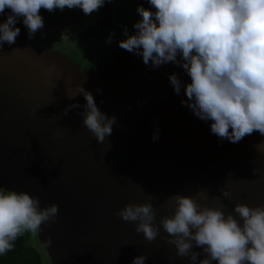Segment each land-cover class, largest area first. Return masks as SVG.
Returning <instances> with one entry per match:
<instances>
[{"label": "water", "instance_id": "obj_1", "mask_svg": "<svg viewBox=\"0 0 264 264\" xmlns=\"http://www.w3.org/2000/svg\"><path fill=\"white\" fill-rule=\"evenodd\" d=\"M134 1L148 7L146 0ZM48 65L56 68L45 74ZM172 73L182 82L179 95ZM189 81L182 67L145 65L134 53L80 71L68 58L26 41L21 31L14 44L0 47V187L39 197L41 208L58 205L55 221L37 232L51 264H132L141 254L145 264H191L177 256L162 227L149 242L115 214L129 202L151 198L156 224L172 214L169 197L175 194L222 203L237 219L234 204L264 205V135L253 132L238 143L218 138L210 121L181 103ZM78 84L115 117L103 143L83 125ZM73 103L80 107L64 115ZM193 250L204 257L202 249Z\"/></svg>", "mask_w": 264, "mask_h": 264}, {"label": "clouds", "instance_id": "obj_2", "mask_svg": "<svg viewBox=\"0 0 264 264\" xmlns=\"http://www.w3.org/2000/svg\"><path fill=\"white\" fill-rule=\"evenodd\" d=\"M111 0H0V47L14 44L20 34L17 21L22 19L28 38L32 39L45 25L43 11L80 9L91 15ZM136 9L134 31L125 26L118 46L142 57L145 65L159 67L173 63L190 77L183 84L187 97L181 103L199 119L210 121L211 132L220 139L238 143L245 136L264 135V0H146ZM115 33L106 37L111 45ZM56 65L44 68L53 72ZM177 95L182 82L177 74L169 75ZM85 99L83 125L97 142L110 136L115 117L102 112L92 95L82 85L76 86ZM77 95V94H76ZM76 95L69 96L74 97ZM79 103L68 105L79 108ZM156 137H154L155 139ZM231 199V193L221 189ZM202 198V197H201ZM171 215L154 223L156 210L152 199L127 203L116 210L125 222L135 224L149 242L156 239L161 227L178 257L191 264H264V205L255 207L236 203L233 212L225 205L201 204L190 195L175 194ZM58 205L40 207L39 197L26 191L0 190V256L13 250L24 233L35 234L41 225L54 222ZM194 248L202 249L203 258ZM146 255L133 257L132 264H145Z\"/></svg>", "mask_w": 264, "mask_h": 264}, {"label": "flooded vegetation", "instance_id": "obj_3", "mask_svg": "<svg viewBox=\"0 0 264 264\" xmlns=\"http://www.w3.org/2000/svg\"><path fill=\"white\" fill-rule=\"evenodd\" d=\"M138 6L141 5L134 0H111L99 12L91 15H84L80 9L57 10L54 13L43 11L45 25L34 38H28L23 22L20 31L26 41L68 58L80 71L94 72L103 65L123 61L129 56V52L118 46V41L123 38L122 30L125 26L130 33L134 31L132 25L138 19ZM113 32V43L106 44V37ZM0 190L7 189L0 187ZM32 235L26 232L20 236L13 250L0 256V264H28V251L38 255V259L33 258L34 262L38 260L42 264L39 249L42 252L45 248L39 242L37 233L35 236L39 246L31 243Z\"/></svg>", "mask_w": 264, "mask_h": 264}, {"label": "rangeland", "instance_id": "obj_4", "mask_svg": "<svg viewBox=\"0 0 264 264\" xmlns=\"http://www.w3.org/2000/svg\"><path fill=\"white\" fill-rule=\"evenodd\" d=\"M31 243H34L35 246H39V242L37 240V237L35 236V234H33L31 236ZM42 249V248H41ZM39 253L41 256V260H42V264H50V260L45 252V250L42 249V252L39 249Z\"/></svg>", "mask_w": 264, "mask_h": 264}, {"label": "trees", "instance_id": "obj_5", "mask_svg": "<svg viewBox=\"0 0 264 264\" xmlns=\"http://www.w3.org/2000/svg\"><path fill=\"white\" fill-rule=\"evenodd\" d=\"M36 257L37 259L39 258L37 254L32 255L29 251H28V260L30 263L28 264H40V262L37 260L36 262L33 261V258Z\"/></svg>", "mask_w": 264, "mask_h": 264}]
</instances>
